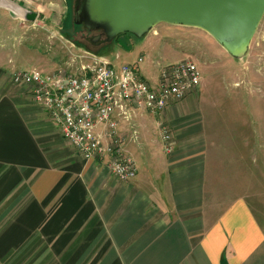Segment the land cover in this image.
Returning a JSON list of instances; mask_svg holds the SVG:
<instances>
[{
  "label": "crops",
  "instance_id": "obj_1",
  "mask_svg": "<svg viewBox=\"0 0 264 264\" xmlns=\"http://www.w3.org/2000/svg\"><path fill=\"white\" fill-rule=\"evenodd\" d=\"M71 4L0 0V264H264L258 152L253 179L241 136L224 132L220 154L199 87L160 112L132 102L117 109L136 163L124 179L107 156L84 158L30 87L14 81L26 69L11 66L7 47L36 52L21 45L27 23L60 26L67 37Z\"/></svg>",
  "mask_w": 264,
  "mask_h": 264
},
{
  "label": "rangeland",
  "instance_id": "obj_2",
  "mask_svg": "<svg viewBox=\"0 0 264 264\" xmlns=\"http://www.w3.org/2000/svg\"><path fill=\"white\" fill-rule=\"evenodd\" d=\"M71 1L73 16L78 0ZM72 16L66 30L68 35L72 33V41L63 34L60 26L49 30L41 25L27 23L21 45L36 52L23 48L22 53H16L14 48L8 46V58L14 60L11 66L26 69L23 71L45 73V70L54 68V64L62 69H70L73 65H93L95 53L86 49L93 48V41L90 40L92 36L83 37L81 25L74 22ZM148 34L140 38L122 34L99 48L97 53L118 67L137 62L142 57L139 67L147 79L157 74L160 66L178 62L185 57L196 60L202 76L198 89L204 93L203 106L210 111L213 122L210 124L215 125L216 131L220 133L217 135L220 154H223L224 132L231 130L230 140L238 141L241 136L245 142L242 143V149L245 147L249 157L247 175L253 179L251 160L257 151L259 160L256 168L260 183H264V17L247 55L242 58H233L213 36L200 28L160 23L151 30V35ZM113 51L118 57L111 56ZM123 52L128 56L123 55ZM254 122L258 126L257 130ZM256 134L259 146L255 141Z\"/></svg>",
  "mask_w": 264,
  "mask_h": 264
},
{
  "label": "built area",
  "instance_id": "obj_3",
  "mask_svg": "<svg viewBox=\"0 0 264 264\" xmlns=\"http://www.w3.org/2000/svg\"><path fill=\"white\" fill-rule=\"evenodd\" d=\"M93 57V65L82 64L77 71L20 70L14 81L30 87L33 98L46 106L64 138L84 158L107 156L113 174L129 179L136 172V163L119 133L117 109L132 102L154 112L163 111L194 92L202 76L197 61L190 57L163 66L156 82L141 73L142 57L119 67L103 57ZM161 136L168 141L167 128L162 127Z\"/></svg>",
  "mask_w": 264,
  "mask_h": 264
},
{
  "label": "water",
  "instance_id": "obj_4",
  "mask_svg": "<svg viewBox=\"0 0 264 264\" xmlns=\"http://www.w3.org/2000/svg\"><path fill=\"white\" fill-rule=\"evenodd\" d=\"M264 17V0H78L77 24L103 30L106 41L122 34L146 36L160 23L200 28L233 57L247 55Z\"/></svg>",
  "mask_w": 264,
  "mask_h": 264
},
{
  "label": "flooded vegetation",
  "instance_id": "obj_5",
  "mask_svg": "<svg viewBox=\"0 0 264 264\" xmlns=\"http://www.w3.org/2000/svg\"><path fill=\"white\" fill-rule=\"evenodd\" d=\"M80 25H81V31L80 32L82 33V35L83 34L85 35V36L83 35V37L92 36V38H90V40L93 41V44H92L93 48L90 49V48L85 47L86 49L92 50L94 53H96L99 48L105 46V44L108 43L106 41V35H105L103 30H99V29L89 30L84 25H83L84 28H82V24H80ZM66 30H67V28H66ZM91 33H93V34H91ZM65 34H67L66 31H65ZM81 44L83 45L84 43H81Z\"/></svg>",
  "mask_w": 264,
  "mask_h": 264
},
{
  "label": "trees",
  "instance_id": "obj_6",
  "mask_svg": "<svg viewBox=\"0 0 264 264\" xmlns=\"http://www.w3.org/2000/svg\"><path fill=\"white\" fill-rule=\"evenodd\" d=\"M68 35V34H67ZM69 39L72 41V33L68 35ZM82 45V44H81ZM97 53V52H96ZM98 54V53H97Z\"/></svg>",
  "mask_w": 264,
  "mask_h": 264
}]
</instances>
